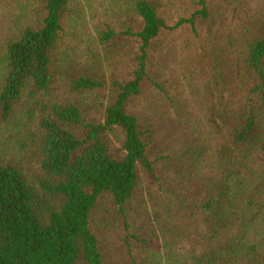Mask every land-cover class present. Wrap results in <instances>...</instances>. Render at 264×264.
<instances>
[{"label": "trees", "instance_id": "trees-1", "mask_svg": "<svg viewBox=\"0 0 264 264\" xmlns=\"http://www.w3.org/2000/svg\"><path fill=\"white\" fill-rule=\"evenodd\" d=\"M27 1L0 55V264H114L119 247L264 264V0H86V22L81 0ZM150 115L196 143L161 145Z\"/></svg>", "mask_w": 264, "mask_h": 264}, {"label": "rangeland", "instance_id": "rangeland-1", "mask_svg": "<svg viewBox=\"0 0 264 264\" xmlns=\"http://www.w3.org/2000/svg\"><path fill=\"white\" fill-rule=\"evenodd\" d=\"M81 1L82 7H85L88 12V17L84 16V22H86V19H89L91 11L89 10V5L87 4L86 0ZM27 3V0H0V55L2 53V43L5 41V39H7L11 32L9 29H13L15 26H17V23L19 22L18 19L26 14V8H29ZM98 4L102 5L100 2ZM90 8L92 7L90 6ZM102 8L105 10L104 7ZM12 10H15V13H12ZM90 22L91 21H89V24L85 25L88 28V31L91 27ZM73 32L74 34L80 35L79 32L81 33L82 31L74 30ZM83 39H85V36ZM75 40L76 37H74L73 41ZM85 46L86 44H84V47ZM173 69L174 68L171 69L172 73ZM179 85L180 87L178 88L180 92L184 94V110H182V114L184 116H188L191 119H195L198 116L199 118H204V116L207 115V107L209 106V103L205 97H203L202 88H193L188 86L186 83H180ZM146 119L155 126L159 142L163 146L174 147L181 144L187 146V144L191 142L193 145L196 143V133L193 136L190 134V132L186 134V132L180 128L181 126L176 125V123L164 121L157 115H150ZM186 129H188V127H186ZM122 250L123 249L121 247L114 249V264H128L124 253H122Z\"/></svg>", "mask_w": 264, "mask_h": 264}]
</instances>
